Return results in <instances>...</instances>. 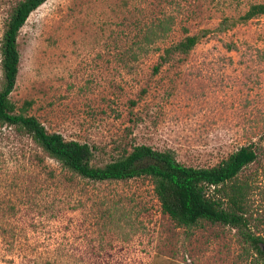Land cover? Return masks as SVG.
Returning <instances> with one entry per match:
<instances>
[{
    "label": "rangeland",
    "instance_id": "obj_1",
    "mask_svg": "<svg viewBox=\"0 0 264 264\" xmlns=\"http://www.w3.org/2000/svg\"><path fill=\"white\" fill-rule=\"evenodd\" d=\"M21 1L0 0V43ZM263 3L48 0L20 31L10 98L49 133L95 147V166L145 145L207 168L253 145L258 159L238 179L249 189V230L264 238V15L220 29L224 19L233 24ZM165 20L169 34L149 43ZM194 35L200 39L189 55L172 56L155 73L167 48ZM0 264L264 259L236 228L178 226L163 213L150 177L84 179L26 131L0 123Z\"/></svg>",
    "mask_w": 264,
    "mask_h": 264
},
{
    "label": "trees",
    "instance_id": "obj_2",
    "mask_svg": "<svg viewBox=\"0 0 264 264\" xmlns=\"http://www.w3.org/2000/svg\"><path fill=\"white\" fill-rule=\"evenodd\" d=\"M48 0H22L12 11L0 43L2 81L0 83V123L16 126L26 131L34 141L65 169L95 182L126 181L148 176L162 211L180 227H195L203 221L236 228L244 239L264 259V238L249 230L246 210L249 189L239 182L238 176L256 162L258 153L253 145L240 148L214 167H191L178 161L172 150L158 151L149 146H136L123 157L104 166H95V147L88 143L67 141L59 133H49L34 116L20 113L10 96L20 70L18 37L30 15ZM264 15V3L255 4L245 15L229 24L226 18L220 29L238 22H248ZM152 31L149 43L166 37L171 28L161 21ZM149 37V35H146ZM200 36H187L167 48L160 57L155 73L160 71L172 56L189 55L198 44ZM26 108L22 109L25 112ZM214 188V191H211Z\"/></svg>",
    "mask_w": 264,
    "mask_h": 264
}]
</instances>
